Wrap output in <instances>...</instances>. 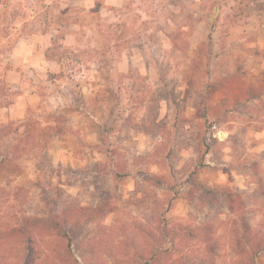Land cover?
Listing matches in <instances>:
<instances>
[{
	"label": "rangeland",
	"instance_id": "rangeland-1",
	"mask_svg": "<svg viewBox=\"0 0 264 264\" xmlns=\"http://www.w3.org/2000/svg\"><path fill=\"white\" fill-rule=\"evenodd\" d=\"M263 130L264 0H0V264H264Z\"/></svg>",
	"mask_w": 264,
	"mask_h": 264
},
{
	"label": "crops",
	"instance_id": "crops-1",
	"mask_svg": "<svg viewBox=\"0 0 264 264\" xmlns=\"http://www.w3.org/2000/svg\"><path fill=\"white\" fill-rule=\"evenodd\" d=\"M23 108V106L21 107V109ZM20 109V108H19ZM12 111H13V113H14V115L15 114H17V111H18V108H16V106H15V108H12ZM264 131V130H263Z\"/></svg>",
	"mask_w": 264,
	"mask_h": 264
}]
</instances>
